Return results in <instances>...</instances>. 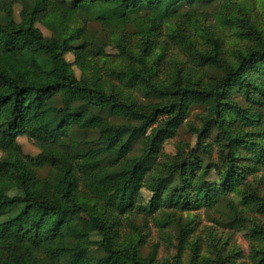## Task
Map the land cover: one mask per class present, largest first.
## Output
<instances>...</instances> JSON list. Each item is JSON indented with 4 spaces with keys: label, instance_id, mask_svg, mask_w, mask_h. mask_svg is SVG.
<instances>
[{
    "label": "trees",
    "instance_id": "1",
    "mask_svg": "<svg viewBox=\"0 0 264 264\" xmlns=\"http://www.w3.org/2000/svg\"><path fill=\"white\" fill-rule=\"evenodd\" d=\"M234 1L0 0V264H156L155 249L142 254L145 237L133 242L123 232L140 213L164 231L178 224L177 206L224 208L216 224L264 234L262 221L238 209L252 205L264 216V32L224 9L239 43L227 54L220 37L189 27L192 17ZM94 25L125 64L102 73L108 44ZM164 30L169 41L160 40ZM170 39L188 61L172 57L164 66ZM195 109L198 124L189 122ZM184 126L195 146L178 143L168 155L165 145ZM23 136L39 155L24 153ZM97 168L115 184L111 194L87 178ZM147 174L152 196L143 205ZM208 242L217 264H242L238 251L224 256L211 233ZM202 251L195 241L190 264L212 261ZM248 259L264 264V244Z\"/></svg>",
    "mask_w": 264,
    "mask_h": 264
},
{
    "label": "rangeland",
    "instance_id": "2",
    "mask_svg": "<svg viewBox=\"0 0 264 264\" xmlns=\"http://www.w3.org/2000/svg\"><path fill=\"white\" fill-rule=\"evenodd\" d=\"M233 5H222L220 7H212L207 10L206 13H199L197 16L192 17V23H189V27L197 26L200 30L202 28L213 33L215 37H220L222 39L220 43V49L224 53H231L239 45L237 33L234 25L227 21L223 15L219 14L224 11V9H232L240 14L250 16L253 20V24L261 32H264V0H236ZM21 8H15V16L17 21H19V13ZM203 11V10H201ZM187 19V18H186ZM40 30L46 37H50V31L42 24L39 25ZM136 29L130 28L128 31V42L133 43L135 37ZM93 32H96L100 39H103L107 44V54L109 55L107 59V64L102 65V73H107L115 69L117 65L125 64V60L119 56V51L115 48L114 43H110L107 36L101 31L99 25L93 26ZM168 32L164 30L161 34V41H169ZM138 39V38H136ZM18 44H25L27 40L25 38H20L16 40ZM170 52L168 57L165 59L164 66H169L172 57L179 61L186 60L188 57L186 53L180 49L179 46L170 39L169 44ZM66 59L73 64L74 56L71 54L66 55ZM4 63L9 68L12 73L18 72V66L16 62L11 58L4 59ZM76 75L80 78L81 71L77 66L73 67ZM88 74L87 77H90ZM200 113V110L195 109L190 118L189 122L198 124L196 114ZM23 151L26 155L37 156L40 154V150L25 136L18 139ZM196 136H194L187 126H184L178 136L169 141L165 145V153L168 155H175L177 153L176 146L180 143L182 146L191 145L194 147L196 144ZM0 153V157H1ZM48 170L40 172L41 176H46ZM259 177L264 178V170L260 173ZM87 178L91 183H93L96 191L99 194H111L116 186L115 184L105 179L103 176V171L101 168L94 169L87 173ZM145 188L142 191V202L141 204H146L151 198L152 194L149 192L148 186L151 185L150 175L147 174L143 178ZM264 193V182H263ZM239 212L243 217L247 218L249 221L254 219H259L264 223V216L258 215L254 212L252 205L238 206ZM224 208H219L217 211H206L205 209H200L197 211L187 212L184 211L180 206H177L175 210H172L174 218L176 219V225H170L164 231H161L154 223L153 218L146 217L142 213L133 215L134 227L127 226L123 232V236L135 242L141 236L145 237L147 243L142 249V254L148 257L154 249L156 253V264H172L176 258H178L180 264H190L191 259V247L195 241H200L202 244L204 255L212 258L209 264H217L215 261V256L211 254V247L209 246L208 237L211 233L218 240L217 245L223 250V255L228 253H233L238 251L242 255V260L238 263L251 264L248 259L249 250L253 245L264 244V234L253 237L248 231H232L223 228L215 223V220L220 218L221 211ZM168 212V211H167ZM176 212V213H175ZM163 214H159V216ZM173 219V217H172ZM136 229V231H135ZM138 230V231H137ZM141 235V236H140ZM214 259V260H213Z\"/></svg>",
    "mask_w": 264,
    "mask_h": 264
}]
</instances>
